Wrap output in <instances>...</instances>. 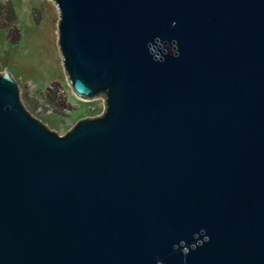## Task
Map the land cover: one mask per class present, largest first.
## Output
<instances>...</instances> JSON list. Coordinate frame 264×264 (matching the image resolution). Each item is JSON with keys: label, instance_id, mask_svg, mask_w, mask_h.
Wrapping results in <instances>:
<instances>
[{"label": "water", "instance_id": "95a60500", "mask_svg": "<svg viewBox=\"0 0 264 264\" xmlns=\"http://www.w3.org/2000/svg\"><path fill=\"white\" fill-rule=\"evenodd\" d=\"M60 135L0 74V264H264V0H52Z\"/></svg>", "mask_w": 264, "mask_h": 264}, {"label": "rangeland", "instance_id": "374dc122", "mask_svg": "<svg viewBox=\"0 0 264 264\" xmlns=\"http://www.w3.org/2000/svg\"><path fill=\"white\" fill-rule=\"evenodd\" d=\"M58 19L52 0H0V74H10L33 117L62 135L78 120L100 115L105 100L73 92L57 45Z\"/></svg>", "mask_w": 264, "mask_h": 264}]
</instances>
